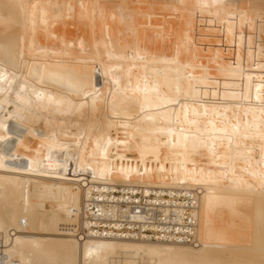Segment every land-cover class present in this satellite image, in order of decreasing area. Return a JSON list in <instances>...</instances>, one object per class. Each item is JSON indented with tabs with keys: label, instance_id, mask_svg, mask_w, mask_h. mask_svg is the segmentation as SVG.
<instances>
[{
	"label": "bare ground",
	"instance_id": "obj_1",
	"mask_svg": "<svg viewBox=\"0 0 264 264\" xmlns=\"http://www.w3.org/2000/svg\"><path fill=\"white\" fill-rule=\"evenodd\" d=\"M126 1L0 0V231L14 232L2 233L6 252L20 264H264V101L255 98L264 21L248 0L163 3L177 18L197 13L188 21L219 48L238 36L230 43L239 47L209 50L208 68L192 58L191 36L184 49L193 54L180 51L178 33L173 50L150 52L140 38L152 36L146 16ZM242 66L254 70L250 86L231 84ZM110 185L159 188L154 204L188 210L195 241L84 235V198ZM165 188L192 197L188 209L166 200Z\"/></svg>",
	"mask_w": 264,
	"mask_h": 264
},
{
	"label": "built area",
	"instance_id": "obj_2",
	"mask_svg": "<svg viewBox=\"0 0 264 264\" xmlns=\"http://www.w3.org/2000/svg\"><path fill=\"white\" fill-rule=\"evenodd\" d=\"M110 185V190L104 192L101 190L93 191L89 197L84 198V204L81 211L83 222V233L88 236V231L93 228L96 232L112 238L122 239H142L150 241L176 242L180 244H192L195 241L194 229L198 223H191L192 215L186 210V215L182 216L178 210L172 208L169 212H164L159 204H154L156 192L159 188H153L149 195L142 194L139 186L130 189L129 186ZM134 190V191H133ZM163 197L166 200L172 198L173 202L183 203L185 209L188 205L186 202H192V197L185 195L183 190L174 189L173 196L170 195V189H163ZM104 195V196H102ZM130 197V199H128ZM162 206H175V204H162ZM111 209L112 214L109 216L103 214L106 210ZM144 213L148 219H133V214ZM103 214L104 217L99 216ZM96 216V217H93ZM116 215L115 218L113 216ZM104 222L100 226L92 224L91 221ZM182 218L183 223L180 220ZM87 222L91 223L89 226ZM120 226L115 227V223ZM155 226V227H153ZM158 226V228H156ZM189 229V230H188ZM8 241L0 233V264H20L17 260L10 257L6 252Z\"/></svg>",
	"mask_w": 264,
	"mask_h": 264
},
{
	"label": "rangeland",
	"instance_id": "obj_3",
	"mask_svg": "<svg viewBox=\"0 0 264 264\" xmlns=\"http://www.w3.org/2000/svg\"><path fill=\"white\" fill-rule=\"evenodd\" d=\"M150 1V2H149ZM149 1H145V0H127L126 1V3L128 2V3H130V6H128V7H130L131 8V10L134 12V13H136V10H137V13L138 12H140V13H138V14H141L142 12V14L144 15L145 14V16H146V18L145 17H140V18H142V19H146V24H147V26H148V29H146V30H148V31H150V29H152V36L150 35V33H146V32H148V31H146L145 30V26H144V28L142 29L143 31H145V32H143V34L144 35H150V37L149 36H143V34L141 33V36H143V37H140L141 39H142V43H143V45L146 47V44L148 45V44H150L149 46H147V47H150V48H148V50L150 51V52H152V53H156V51H154L153 52V50H155V48L156 47H158V48H160V46L162 47H165V49L164 48H161L163 51H166V52H169V51H171V50H173V49H171L173 46H175L176 45V43L178 42V38H177V36L179 37V35L178 34H181L182 35V37L180 36L179 38H182V39H180V41H179V45H181V46H179V49L181 48L182 49V51L183 52H186L187 50H186V48L184 49V47H185V45L188 43V38H187V36L189 37V36H191V37H193L191 40L193 41V43H196V44H194L193 46H195V47H189V48H193L192 49V52L194 53H191V50L188 48V46H186L187 47V49L189 50L188 52H186V54L188 53H190V54H193V56H192V58L193 59H198V57L200 58H202V62H203V64L205 65L206 64V66L209 68V65H211V63L210 62H208V60H209V57L211 56V52L213 53L214 51L216 52V53H220L221 51H219V50H226L227 48L229 49V48H231L230 47V45L229 44H232V43H230L231 41L233 42H235V40H237L238 39V36L236 35V37L235 36H231V35H228L227 36V38H229V40L231 39V41L230 42H228L229 44H224L225 46H227V48L225 49V46H224V48H219L221 45H219V40H218V37L217 36H215V38L214 39H216V37H217V40L215 41L214 39H213V37L214 36H211L212 38H210L209 36L208 37H206V36H204L205 34V31H203L202 32V30H204L201 26H199V21H198V26H196V24L194 23H192L191 24V22L192 21H188V20H192L191 19V17H193L194 18V22H196L195 21V19H197V18H195L196 17V15H197V13L195 14V15H191V16H189V17H187L188 15H187V13L185 12V14L183 15V16H186V17H183V19H181V18H177V15L176 14H170V13H172L171 11H170V13H169V10H166V9H164L165 8V3L166 4H168V6L169 7H171L172 6V4H171V2L169 1V0H164V2H163V0H155V1H157V3H153L154 2V0H149ZM220 1H222V0H220ZM239 1V0H238ZM139 2V3H138ZM145 2V3H144ZM149 4H148V3ZM152 2V3H151ZM159 2V3H158ZM161 2H162V4H161ZM163 3H164V5H163ZM118 4V3H117ZM116 4V5H117ZM154 4V5H153ZM129 5V4H128ZM138 5V6H137ZM159 5H161V6H159ZM164 6V8H162L163 6ZM252 5V6H251ZM264 0H248L247 2H246V4H245V8L246 9H250V11H252V10H254L258 15L260 14V17L262 18V20L264 21ZM256 6V7H255ZM166 7H167V5H166ZM254 8V9H253ZM134 9V10H133ZM162 9V10H161ZM163 9H164V11H165V13L164 14H162L164 11H163ZM168 9H170V8H168ZM171 10V9H170ZM183 10V9H182ZM182 10H181V12H182ZM194 10V9H193ZM155 11V12H154ZM187 11V10H186ZM195 11V10H194ZM155 14H154V13ZM167 12V13H166ZM183 12H184V10H183ZM188 12V11H187ZM190 12H191V10H190ZM189 12V13H190ZM151 13H152V15H153V17H155V18H153L152 16H151ZM156 13H159L158 15L156 14ZM160 13H161V15H160ZM169 13V14H168ZM188 13V14H189ZM262 13V14H261ZM141 14V15H142ZM190 14H194L193 13V11L190 13ZM189 14V15H190ZM156 15H157V17H156ZM174 15H175V17H174ZM263 15V16H262ZM152 18H151V17ZM167 16H168V18H167ZM171 17V18H170ZM150 18V19H149ZM161 18H163V19H161ZM170 18V19H169ZM176 19V20H174V24L172 25V23H173V19ZM188 18H190V19H188ZM210 18V17H209ZM77 18H75V20H76ZM142 19H140V20H142ZM178 19H179V21H178ZM181 19V20H180ZM157 20H160L159 22H157ZM168 20V21H167ZM153 21V22H152ZM154 21H156V22H154ZM169 22V23H168ZM154 23L155 24H158V25H154ZM151 24H152V27H151ZM165 24H168V25H165ZM180 26H178V25ZM159 25H160V27H159ZM162 25V26H161ZM169 25H171L170 27H169ZM192 27H191V26ZM201 25V24H200ZM211 25V24H210ZM167 26V27H166ZM228 26V25H227ZM173 27V28H172ZM177 27L179 28L178 29V31H177ZM194 27V28H193ZM199 27L202 29H200V30H198L199 29ZM229 27H230V25H229ZM161 29V31H160V29ZM182 28V29H181ZM157 31H156V30ZM158 29H159V31H158ZM165 30V33H167V37H165L166 35H165V33L163 32L164 30ZM168 29H169V31H170V33L172 32V30H173V32H172V35H170V33L168 34ZM171 29V30H170ZM226 29H228V28H226ZM180 30V31H179ZM183 32H182V31ZM158 33V32H162V33H159V34H162L161 36H156V32ZM177 31V32H176ZM191 31V32H190ZM140 32V31H139ZM155 32V33H154ZM174 33V34H173ZM178 33V34H177ZM159 34H157V35H159ZM176 34V35H175ZM184 35V36H183ZM203 37H205L204 39L202 38V36ZM155 36V37H154ZM153 37H154V39H153ZM160 37H162V38H160ZM143 38H145L146 39V41H145V39H144V41H143ZM156 38H158V42H162V44H160V43H158V45H157V43L156 42H154V41H157V39ZM196 38H198V39H196ZM201 38V39H200ZM208 38H210V40L208 39ZM153 39V40H152ZM165 41H164V40ZM174 39H175V41H174ZM189 39H190V37H189ZM194 39H195V41H194ZM203 39V41H201ZM207 39V40H206ZM220 39V38H219ZM232 39H234V40H232ZM249 39V35L247 36V38L245 39L246 40V42L245 43H248L249 45L251 44V43H253V47H255V43L253 42V41H250V40H248ZM149 40V41H148ZM162 40V41H161ZM228 40V41H229ZM262 40H264V38L262 39ZM192 41H190V42H192ZM197 41V42H196ZM206 43H205V42ZM209 41V42H208ZM211 41V42H210ZM214 42V44H215V46H214V44L212 45V47H206L208 44L207 43H213ZM238 41V40H237ZM251 43H250V42ZM164 42V43H163ZM166 42V43H165ZM175 44H174V43ZM200 42V43H199ZM145 43V44H144ZM153 43V44H152ZM169 43H170V46H169ZM186 43V44H185ZM205 43V44H204ZM236 43V42H235ZM238 43V42H237ZM152 44V45H151ZM174 44V45H173ZM188 44H190V43H188ZM187 44V45H188ZM200 44V45H199ZM222 44V43H221ZM240 44V43H239ZM168 45V46H167ZM191 45V44H190ZM233 45V44H232ZM234 45H236V44H234ZM233 45V46H234ZM249 45H247L246 47H251V46H249ZM202 46H205L206 47V49L205 48H203ZM237 46V45H236ZM240 46H242L241 44H240ZM146 47V48H147ZM171 47V48H170ZM199 47V48H198ZM237 47H239V46H237ZM245 47V45H243L242 46V48H243V50H245V51H247L248 53H251V52H253V53H251L250 55H254V53L256 52V51H254L253 50V47H251L252 48V50H250L251 48H249V49H247ZM174 48V47H173ZM210 48H213L212 50L210 49ZM245 48V49H244ZM170 49V50H169ZM181 49H180V51H181ZM196 49V50H195ZM203 49H204V51H203ZM219 49V50H218ZM156 50H157V52L158 51H160L159 49H157L156 48ZM185 50V51H184ZM201 52H200V51ZM211 52H210V51ZM240 50H242L241 48H240ZM240 50H236L237 51V54L235 53V51H234V53L236 54V55H241V54H238L239 53V51ZM162 51V52H163ZM181 51V52H182ZM195 51H196V53L198 54H195ZM214 52V54H216ZM204 53H205V55H204ZM226 53V52H225ZM242 53V52H241ZM208 54H209V56H208ZM227 54V53H226ZM233 54V53H232ZM197 57H196V56ZM252 55V56H253ZM230 56H235V55H229L228 57L230 58ZM251 56V57H252ZM206 59V60H205ZM249 58H247L246 60H248ZM252 59H253V57H252ZM251 59V60H252ZM204 60V61H203ZM243 64H244V62H242ZM209 64V65H208ZM243 67L244 66H242L241 68H240V70H242V71H240V72H237L236 70H233L232 72H234V76H237L238 78H239V80H237V81H234L233 83H231V84H235V85H238V84H242L244 87L245 86H250V76H251V74L253 73V71L254 70H250L249 71V69H248V71H244V69H243ZM211 68H212V65H211ZM210 68V69H211ZM246 69V68H245ZM236 72V73H235ZM250 72H252V73H250ZM262 78H263V80H264V77H263V74H262ZM239 86V85H238ZM251 86L253 87V84H251ZM255 98H258L259 99V101L260 102H262V101H264V91H262L261 92V94H260V96H258V97H255ZM247 99L249 100V99H251V94H249L248 96H247ZM40 146H42V145H40ZM43 147V149H44V145L42 146ZM42 147H40L41 149H42ZM125 160L127 161V162H129V161H131V159L129 158V157H125ZM46 181H55V178L54 177H49ZM195 190H199V191H201V192H204V189L203 188H196ZM200 192V193H201ZM1 233H6V234H9V235H11V234H13L14 232L13 231H6V232H4V231H0ZM11 239H13V237L11 236ZM237 244L238 245H241V244H243L244 246H247L246 244H244V242L243 241H238L237 242Z\"/></svg>",
	"mask_w": 264,
	"mask_h": 264
}]
</instances>
